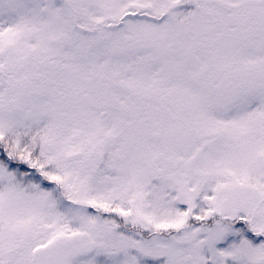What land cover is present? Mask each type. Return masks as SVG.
<instances>
[{
	"label": "snow or ice",
	"instance_id": "6c2138e0",
	"mask_svg": "<svg viewBox=\"0 0 264 264\" xmlns=\"http://www.w3.org/2000/svg\"><path fill=\"white\" fill-rule=\"evenodd\" d=\"M0 264H264V0H0Z\"/></svg>",
	"mask_w": 264,
	"mask_h": 264
}]
</instances>
